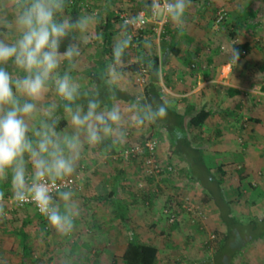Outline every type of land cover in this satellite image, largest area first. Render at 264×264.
Here are the masks:
<instances>
[{"label":"crops","instance_id":"obj_1","mask_svg":"<svg viewBox=\"0 0 264 264\" xmlns=\"http://www.w3.org/2000/svg\"><path fill=\"white\" fill-rule=\"evenodd\" d=\"M95 1L103 2L105 14L101 21H90L88 27L97 33L99 40L93 69L80 65L71 69L70 60L61 58L40 99L31 100L16 93L21 104L31 102L36 105V111L25 117L29 137L35 146L39 138L34 132L45 123L52 125L60 138L77 133L71 114L66 110L62 113L56 111L59 105H65V101L56 88L48 85L56 86L55 77H63L67 73L78 88L90 89L96 86L91 76L98 75L105 78L98 87L103 88L107 83L116 92L130 98L125 101L110 95L95 101L97 112L111 110L114 106L120 109L122 120L118 128L113 126V134L91 145L85 138V132L79 131L81 147L75 171L69 176L75 178L80 186V190L71 191L79 205L73 232L61 236L53 228L45 231L40 218L29 205L18 207L16 213H7L4 208V214L0 215V264L1 250L6 264H22V234L27 236L26 245L31 251L32 246L27 239L29 233L34 232L30 227L35 220H40L44 232H50L54 243L60 239L66 241L68 237L73 239L83 254L78 264H98L99 260L105 264H123L121 257L130 240L154 245L158 249L156 264H214L219 252L230 244L234 249L230 250L231 256L224 258L223 264H264V73L260 71L264 64V34L261 31L264 16L259 13L264 11V1L192 0L182 30L176 29L163 16H157L155 22L149 20L140 36L129 28L122 31L120 21L113 20L109 28L112 44L130 39L119 59L114 53L107 55L103 51L107 18L116 16L117 11L123 9L131 15L144 12L149 16L150 0H128L126 3L121 0ZM74 2V8L63 6L56 15L57 21L72 22L85 17L81 9L83 0ZM219 11L224 13V17L218 23ZM13 16L11 0H0V40L9 44L20 35L15 29ZM75 30L68 35L72 36L79 51V55L71 60L78 62L82 52L79 47L83 42L75 39ZM241 44L246 47L239 52L237 64H233L230 61L231 49ZM154 58L157 59L158 77L155 82L151 80ZM140 64L148 68L143 85L134 81ZM5 70L13 81L26 75L16 69ZM163 102L169 103L164 119L146 121L141 126L132 123L131 117L143 114L145 105L155 109ZM10 107L0 106V114ZM78 108L86 112L88 105L83 107L79 104L72 110ZM121 133L122 140L119 139ZM146 138L155 139V152L160 162L178 167L179 176L174 179L176 184L173 188L176 189L175 195L179 196H176L174 205L179 208L182 199L189 198L205 212L207 217L203 222L192 221L179 208L175 223H161L158 233L149 234L145 226L151 216L144 206L148 204L154 209L156 204V212L159 213L165 202H157V198L150 195V186L146 188L147 194L140 190L142 195L139 196L135 192L139 178L134 174L140 171L139 166L114 156L130 143L142 144ZM24 160L30 176L32 167L27 154ZM234 164L242 166L239 181L235 177ZM251 179L255 182L253 187L250 186ZM146 180L149 183V179ZM0 191L5 194L4 206L17 207L6 199L10 195L6 179H0ZM2 216H10L16 227L6 230L9 219ZM229 222L247 225L244 230L251 231L252 239L241 240L243 233L240 228L243 225L234 227ZM3 229L6 231L1 235ZM208 233L218 237L210 252L202 245ZM10 234L18 236L21 244L19 257L14 261L7 256L10 251L5 247L8 245L1 249V240L6 239L8 244L12 240L7 238ZM234 238H237L238 245ZM11 250L18 252L14 247ZM91 251L99 256L91 259Z\"/></svg>","mask_w":264,"mask_h":264},{"label":"clouds","instance_id":"obj_2","mask_svg":"<svg viewBox=\"0 0 264 264\" xmlns=\"http://www.w3.org/2000/svg\"><path fill=\"white\" fill-rule=\"evenodd\" d=\"M191 5L192 0H150L149 7L153 17L163 16L176 29L182 30ZM63 6L64 0H11L15 29L20 35L11 44L0 40V64L11 60L26 75L13 81L10 73L0 67V106L11 105L0 114V179L8 181L14 203L34 205L51 228L66 236L76 227L79 205L73 199V192L61 190L58 182L75 171L81 147L79 131L83 130L87 142L95 145L114 133L113 126L118 128L122 114L115 106L111 110L97 112L98 105L94 101L89 102L86 112L79 108L73 111L65 105L76 134L60 138L52 125L45 123L34 132L39 138L35 146L30 139L25 117L36 111V105L31 102L21 104L16 99V93L31 100L40 99L61 58L71 60L79 55L75 46H69L61 55L59 47L62 39L73 29L86 31L90 24L89 17L72 22L57 21L56 15ZM129 44L130 39L118 42L113 49L114 56L119 59ZM238 60L239 52L232 48L230 61L237 64ZM55 85L57 93L66 101L72 102L79 95L78 85L67 73L63 77H55ZM168 108V102L155 109L145 105L143 114H135L131 121L141 126L146 121L162 120L167 116ZM119 139H123V133ZM26 154L31 161L30 176L25 167ZM4 195L0 191V215L4 214Z\"/></svg>","mask_w":264,"mask_h":264},{"label":"rangeland","instance_id":"obj_3","mask_svg":"<svg viewBox=\"0 0 264 264\" xmlns=\"http://www.w3.org/2000/svg\"><path fill=\"white\" fill-rule=\"evenodd\" d=\"M95 0H90L89 1V5L87 6H83L81 7V9L84 10V15L85 17H89L91 22H98L101 21L104 17L105 14V10L103 9V2H98L96 3L93 2ZM103 1V0H102ZM264 1V0H263ZM264 6V5H263ZM116 8V7H115ZM137 10V9H135ZM261 14V16H264V11L263 12H259ZM77 19V18H76ZM75 19V20H76ZM262 33L264 34V28L261 29ZM75 34V39H82V44L80 45L79 49L82 50V52L80 53L81 57H79L77 60L78 62H75L73 60H70L69 64L71 69L77 68L79 65L80 67H84L86 69H93V58L94 55H97V45H98V35L94 31L93 29H89L87 28L86 31H80L79 29H76L75 31H73ZM72 32V33H73ZM85 42V43H84ZM81 43V42H80ZM84 52V53H83ZM68 64V62H66ZM4 69H8L9 71L14 70H19L20 72H23V70L17 68L14 64L13 61H8L6 64H2ZM133 79V78H132ZM134 81H135V74H134ZM136 83V81H135ZM90 88V87H89ZM94 90V89H93ZM20 94V93H18ZM84 97V94H82ZM94 97V95H88V97ZM134 144V143H133ZM132 143H130V145H133ZM135 144H141V143H135ZM129 145V144H128ZM129 145V146H130ZM124 149V148H123ZM122 149V150H123ZM119 152L117 151V153L114 154L115 158H122V160L124 161H129V162H133L134 165L139 166V172L135 173L136 176H138L137 180L138 182H136V187L137 189L135 190V192H137V194H140V190H144V194H147L146 188L147 186L151 188L150 190V195L152 197H156L157 198V202H165V205L161 208V211L159 213L156 212V204L154 206V209L151 207H148V204H145V211L148 212L149 218H147L146 220V229L149 231V234L152 233H158L157 228H160L161 223L162 224H167L170 225V223L167 221V218L164 214V208L169 205V203H173L175 201L176 196H179L178 194H176V189L173 188V186L176 184V181L174 180L175 178L178 179V172L179 170L177 169L178 167H176L174 164L170 165V164H163L162 162H160L158 159V163L160 165H162V169L163 171L161 172V174H156L154 175L152 178L145 176V174L143 173V169H142V162L140 159H124L120 154L121 151ZM156 153V152H155ZM157 158V156H156ZM112 160H115L113 157H111ZM134 160V161H131ZM167 166L171 167L172 170L167 171ZM235 167L236 170V174L235 177L238 180L240 178L241 172H242V166L239 164H234L233 165ZM178 170V171H177ZM147 179H149V183H147ZM239 181V180H238ZM237 182V181H236ZM253 184H255V182L251 179L250 181V186L253 187ZM142 195V192L139 196ZM18 207H22V206H17V207H12L5 204L6 208V212L7 213H16L18 210ZM13 211V212H11ZM13 215V214H12ZM154 217V218H153ZM2 218L4 219H9L8 224L5 225L6 230H10L13 229L14 227H16L15 222L12 221V219H10L9 217L6 216H2ZM162 218H164V220L166 222H163ZM158 221H157V220ZM161 220V221H160ZM12 221V222H11ZM246 223V222H245ZM40 220L38 221H33L32 225L30 227V230H34V232L29 233V238L27 239V243L31 244V251H29V256L26 257V263L25 264H78V260L80 258V256H83V254L81 253V250L78 251V247L76 244H74L72 242V240L70 239V237H68L65 240H61L58 241L57 243H54L53 239L50 236V232H44L40 226ZM158 224V227H157ZM172 225V224H171ZM5 230V231H6ZM3 229V232L1 233V235L5 232ZM7 233V232H6ZM251 232H249L248 230H246V235H250ZM210 235H212V233H208L204 239L202 240V245L203 247L210 251H213L214 247L216 246L217 243V235H215V238L210 240ZM11 237L12 240L10 241L9 244H11L10 246V250H8L9 248V244L5 243L6 239L1 240V249H3V246H7L5 247L6 251H10L9 253L7 252V256L10 258L11 261H14V259L16 260L19 257L20 253V238L18 236H14V234H10L8 235L7 238ZM10 238V239H11ZM237 238H234V243L238 245V242H236ZM240 239V237H239ZM248 240V237H244L242 236L241 240ZM19 240V241H18ZM232 243V242H231ZM15 248L16 251H12L11 248ZM172 248V247H171ZM234 249V246L230 244V247H225L223 248L222 251L219 252V254L216 256V259L213 261L214 264H223V260L225 257L227 256H231L230 250ZM4 250V249H3ZM91 255V259L94 257H98L99 255L97 253H94V251L90 252ZM108 257V256H107ZM72 261L74 263H72ZM1 264H6L4 259H3V251L1 250ZM98 264H105V262H103V260H99ZM202 264H206L205 262Z\"/></svg>","mask_w":264,"mask_h":264},{"label":"built area","instance_id":"obj_4","mask_svg":"<svg viewBox=\"0 0 264 264\" xmlns=\"http://www.w3.org/2000/svg\"><path fill=\"white\" fill-rule=\"evenodd\" d=\"M121 1L123 3H126L128 0H121ZM83 2H84L83 4L84 6L89 5V0H83ZM68 3L72 4L73 0H68ZM149 11H150L149 16H146L144 12H139L136 15H131L125 12V10L123 9V11L118 10L116 16L122 25L127 26L132 33H135L136 36L137 35L140 36L141 32L145 29L149 20L154 22L156 21V17H153L151 14L150 7H149ZM223 17H224V13L222 11H219L217 13L216 21L218 23L221 22ZM242 54H244V52H242ZM147 75H148V68L144 64H140L135 73L136 83L143 85L146 81ZM155 148H156L155 139L146 138L142 142V144H133L125 147L121 151L120 155L124 159H140L142 162L141 164H142L143 173L145 174V176L152 178L154 175L159 173L161 174V172L163 171L162 165L158 163V160L156 158ZM170 170H172L171 167L167 166V171ZM58 185L60 186L61 190H67V191L80 190V186L77 185V180L72 177H65L64 180L58 182ZM65 185L66 187H64ZM53 194L55 195V192ZM6 199L10 204L14 206H24V205L31 206L34 209L37 216L40 218L44 230L45 231L52 230V228L47 223L46 219L38 212V210L35 208L34 205L31 204L17 205L12 201L10 195L6 196ZM174 204L175 203H172L170 206L169 205L166 206L163 210L167 218V221L170 224L175 223L177 221L176 212L179 210V208L183 212L188 214L192 218V221H197L198 223L203 222L207 217L203 209L199 205L192 203L189 198H183L179 208H177V206ZM175 209L177 210L175 211ZM214 238L215 235L213 234L210 235V240Z\"/></svg>","mask_w":264,"mask_h":264},{"label":"trees","instance_id":"obj_5","mask_svg":"<svg viewBox=\"0 0 264 264\" xmlns=\"http://www.w3.org/2000/svg\"><path fill=\"white\" fill-rule=\"evenodd\" d=\"M64 5L65 6H69L70 8H74L76 6L75 2L72 4L68 3V0H64ZM67 8V7H65ZM108 25L107 27L104 29V40H103V44H104V53L107 55H111L112 50L114 49L115 44H112V33L109 32V28H110V22H113V20L117 21V16H113V17H108ZM124 30H127L128 27L127 26H122ZM74 39L72 38L71 35L66 36L65 38L62 39L60 47H59V52H65L67 50V48L69 46H74ZM246 47L245 44H241V45H237L234 46V49H236L238 52L242 51L244 48ZM152 64H151V80L153 82L158 80L157 77V59L154 58V60H152ZM133 67H136V65H134ZM131 67V68H133ZM260 71L264 73V64L260 67ZM98 76V75H97ZM97 76H91V80L93 81V83L95 82L96 86L95 87H91L90 89H83V88H79V95L77 96V98L72 101H65V105H69L72 109L74 108V106L76 105H82L83 107L86 105H89L90 101H96L98 99H106L107 96L112 95L114 98H119V99H123V100H129V96L122 93L120 94V92H116L114 88L109 87V85L106 84V86H103V88L98 87V83L103 82L104 79H101V77H97ZM49 86L56 88V86H54L52 83L48 84ZM108 86V87H107ZM94 89V90H93ZM104 89V90H103ZM264 91V88H263ZM94 95V97L90 96L88 97V95ZM84 94V97L83 95ZM154 94V93H153ZM60 96V95H59ZM155 96V94H154ZM138 103H142V102H138ZM65 105H59L57 108V113H62L63 111H65ZM60 123H64V122H60ZM146 153V152H145ZM147 179V178H146ZM233 222V221H230ZM229 222V224H230ZM231 226H242L243 224H237V222H234L233 225L230 224ZM247 225H243L240 229L241 232L243 233L242 236H246L248 237L249 241L250 239H252L251 235H246V229ZM251 232V231H250ZM26 238L27 236H25V234H22V242H23V254H22V264L26 263V257L29 256V251H28V246L26 245ZM158 255V249L151 244H144V243H140L137 242L136 240H130L126 246V249L121 257L123 264H156V258Z\"/></svg>","mask_w":264,"mask_h":264}]
</instances>
